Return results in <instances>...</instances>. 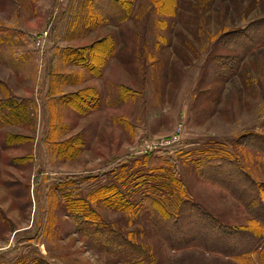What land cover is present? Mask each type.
I'll return each mask as SVG.
<instances>
[{
	"label": "rangeland",
	"instance_id": "374dc122",
	"mask_svg": "<svg viewBox=\"0 0 264 264\" xmlns=\"http://www.w3.org/2000/svg\"><path fill=\"white\" fill-rule=\"evenodd\" d=\"M153 1L131 0L112 22L110 0H0V264H129L62 210L102 185L127 192L133 209L92 204L98 218L150 264H264L252 242L261 220L194 163L226 149L264 183L261 155L235 144L264 132V42L239 47L264 24L235 33L264 17V0H177L175 15ZM147 152L172 160L184 197L238 230L193 219L170 231L172 219H159L157 230L139 201ZM166 173L151 184L166 190ZM263 201L248 207L264 214Z\"/></svg>",
	"mask_w": 264,
	"mask_h": 264
},
{
	"label": "trees",
	"instance_id": "16d2710c",
	"mask_svg": "<svg viewBox=\"0 0 264 264\" xmlns=\"http://www.w3.org/2000/svg\"><path fill=\"white\" fill-rule=\"evenodd\" d=\"M111 2V16L108 20L112 22H118L129 16L131 9V0H110ZM156 0L153 3L156 5L157 10L161 14L165 15H175L178 6L177 0ZM264 24V17L256 21H250L245 28L242 30H235L237 35H240L243 31L250 29L252 26H260ZM250 31V30H247ZM251 33L257 35V28L251 30ZM247 41L239 47L243 52H247L254 48L255 46L264 42V36L255 37V35L243 36ZM105 41V40H104ZM106 46L100 50L102 52L101 59L97 64H101V61L112 52V42L106 41ZM230 67H233L231 65ZM249 136V137H246ZM241 137L242 142L244 140H249L250 142H245L246 145H253L255 137L250 134H246ZM246 137V138H245ZM142 160L144 166H147L145 174H143L142 179L139 181V186L144 188V191L140 194V202L145 206V212L147 216L152 220L155 228L161 231L159 224V219L170 220L172 219L173 225L166 228L170 231L172 228L176 227L179 229V225L183 224V221L191 220L197 221L201 224H214L216 228L229 231H237L231 227H224L219 220L214 216L209 214L199 203L193 202L190 198L184 197L183 184L176 176V170L172 160L164 159L160 156L154 155L152 152H147L142 154ZM196 168L198 170L199 176L203 179L216 183L226 189H229L232 194L242 200V202L249 210L252 218L256 220H262L264 227V214H260L257 209H250V206H256L257 199H263L264 195L261 190H264V183L255 181L242 167L238 158L234 156L231 152L226 149L210 148L204 152H201L199 156L194 161ZM221 171V173H219ZM163 172H167L165 177L169 181V185L165 186L166 190L163 189L164 186L151 184V181H155L157 177ZM216 172V174L214 173ZM211 176H210V175ZM91 177V176H88ZM225 180H222L224 179ZM237 182L238 189L240 192L233 191L230 182ZM71 184V183H70ZM136 185V184H135ZM133 185L132 188H136ZM233 189V190H231ZM250 190L251 196L250 201H246V192ZM134 193V192H133ZM71 196V197H70ZM65 204L62 207L63 212L69 215L76 222V232L90 238L98 244L106 252L115 254L118 259L129 263V264H150V256H148L146 250L129 241L126 236L113 229L110 225L101 221L98 218V212L92 204L105 205L106 207L114 208H124L127 210H132L133 205L128 202V193L118 192L116 186H99L94 191L90 192L87 198H79L72 196L70 194ZM243 196V197H242ZM88 199V200H85ZM249 204V205H248ZM264 206V201L262 203ZM249 206V207H248ZM192 220V221H193ZM165 222V221H164ZM197 225V223H196ZM167 227V226H166ZM262 226L260 225V230ZM261 233H256L254 238L257 240L253 243L257 244L259 247V258L263 260L262 254L264 250V235ZM149 258L145 263V258ZM37 264H49L45 261H38Z\"/></svg>",
	"mask_w": 264,
	"mask_h": 264
},
{
	"label": "crops",
	"instance_id": "0c3cea01",
	"mask_svg": "<svg viewBox=\"0 0 264 264\" xmlns=\"http://www.w3.org/2000/svg\"><path fill=\"white\" fill-rule=\"evenodd\" d=\"M262 126H264V122H263ZM250 133H251L252 136L255 137L254 143H253L254 151L256 153L260 154L261 155V158L264 160V132L263 131L260 132V131H255V130L253 131V130H251V131H248V132L244 133V135L246 136V134H250ZM244 135H242V136H244ZM246 137H249V136H246ZM246 141H249V140H244L243 143L240 140H237V143H235L236 141L234 143L236 144V146L239 147V149H241V148H244V147L247 148V145L245 144ZM247 143H249V142H247ZM251 176L257 182H261L262 181V180L260 181V179H257L253 175H251ZM261 223H262V220H261ZM260 225L263 227V225L260 224V222H259V226ZM263 232H264V230H263ZM263 234H262V236H263ZM256 240H257L256 238H252V242H255ZM249 256L252 257V258H255V256H256L255 251H252L251 253H249Z\"/></svg>",
	"mask_w": 264,
	"mask_h": 264
}]
</instances>
